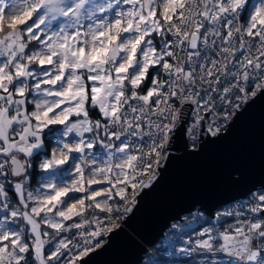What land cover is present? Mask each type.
I'll use <instances>...</instances> for the list:
<instances>
[{
  "label": "snow or ice",
  "instance_id": "6c2138e0",
  "mask_svg": "<svg viewBox=\"0 0 264 264\" xmlns=\"http://www.w3.org/2000/svg\"><path fill=\"white\" fill-rule=\"evenodd\" d=\"M204 52L212 55L201 61ZM157 66L166 79L152 75L142 94ZM249 88L264 93V0H0V264H77L117 227L114 214L131 211L138 190L153 185L177 138L187 135L195 150L232 119L227 108L210 121L201 113L212 115L217 97L239 108L233 98L246 100ZM57 125L46 148L42 133ZM36 161L49 175L34 193ZM116 197L123 205L108 202ZM252 198L246 213H217L234 223L204 228L179 252L264 264V192ZM72 229L82 243L63 235Z\"/></svg>",
  "mask_w": 264,
  "mask_h": 264
},
{
  "label": "water",
  "instance_id": "95a60500",
  "mask_svg": "<svg viewBox=\"0 0 264 264\" xmlns=\"http://www.w3.org/2000/svg\"><path fill=\"white\" fill-rule=\"evenodd\" d=\"M244 103L219 138L201 136L195 150L185 136L177 138L153 185L139 190L122 223L78 264H142L171 221L195 208L213 217L217 208L264 187V93ZM191 107L185 105L187 117Z\"/></svg>",
  "mask_w": 264,
  "mask_h": 264
},
{
  "label": "built area",
  "instance_id": "2783aa9c",
  "mask_svg": "<svg viewBox=\"0 0 264 264\" xmlns=\"http://www.w3.org/2000/svg\"><path fill=\"white\" fill-rule=\"evenodd\" d=\"M240 23H244L243 18L241 19ZM168 39H172V37L169 35ZM237 47H239L238 43H237ZM201 48H203V45H201ZM189 51H191V49H189ZM204 55H212V53H210V52L202 53V56L200 58L201 61L203 60ZM165 79H166V77H165ZM222 87H223V84L221 85V88ZM248 92H249V96L246 100L237 101L235 98H233V105H235L236 103H239L240 104L239 108L227 107V101H224L222 103L220 101L219 97H217V99L214 102V112L212 115H207L206 119L209 121L212 120L216 113H219L222 115L223 110L225 108H227V111L229 113H231V115L233 117V115L236 113V110L238 111L239 109H241L245 105L244 102L249 101L253 97V96H251V88L248 89ZM142 94H144V93H142ZM213 95H215V94H213ZM194 108H195V106L192 105V107L189 110V115H188L189 119H191L194 115V111H193ZM201 115H204V113L202 112ZM228 122L226 124H223L224 128L228 124ZM204 137L205 136H203V138ZM185 138L187 140L188 147L192 148V144L189 141L187 135H185ZM197 144H198V141H197ZM129 192H131V191H129ZM261 192H264V187L257 188L255 190L251 191L246 197L240 198L238 200H234L232 202L227 203L226 205H223V206L217 208L214 211L213 217L206 215L203 211L199 210L198 208H195L191 212L183 214L182 216H180V218H182L181 221L179 219H175V220L171 221L169 226L165 230L164 234L167 233V235L169 236V240H167V241L175 244L178 248H180V247L184 246L182 243L183 240H186L189 237H191L192 239H195L196 234L198 232L202 231L204 228L211 227L214 229V231H222L224 228H227L229 224L234 223L235 216H233V217L221 216L220 219L217 220V213H223L226 211H231L233 213H235L237 211L246 213L247 208L253 204V198H252L253 194H259ZM135 201H136V198H135ZM120 205H123V203ZM133 206L134 205H130L131 209ZM129 212L121 211V213L114 214V215H118L119 220L121 219V222H122V219H125L126 216L129 214ZM95 214L100 219H104L107 216V213H102V212H99L98 210L95 212ZM87 215H88V217H91L93 215V210H89ZM248 217H250V214H248ZM248 217H242V219L248 218ZM73 220L78 221L79 217H74ZM72 222L73 221H68L66 223L70 224ZM173 225H176V227L174 228ZM93 227H95V226L93 225ZM105 227H108V225L105 224ZM86 228H87V226H86ZM185 234H187V235H185ZM63 235L67 236L70 240H73L76 243H82V241H80L78 236H77V230L76 229H72L70 232L63 233ZM98 238L99 237H97V238H95V240H93L92 246L96 244V241H98ZM194 256H197V258L200 259L199 262L198 261L194 262V263L192 262V260L194 259ZM162 259L168 264L169 263L170 264H197V263L202 264V262L210 261L212 259H216L219 262V264H226L228 257H226L223 253H217L216 256L213 257L211 254L202 253V252L193 253L192 256H187L184 253H181L178 251L172 257L162 258Z\"/></svg>",
  "mask_w": 264,
  "mask_h": 264
},
{
  "label": "trees",
  "instance_id": "16d2710c",
  "mask_svg": "<svg viewBox=\"0 0 264 264\" xmlns=\"http://www.w3.org/2000/svg\"><path fill=\"white\" fill-rule=\"evenodd\" d=\"M254 1L258 0H250L251 4H254ZM153 40L154 43L159 46V42L161 40V37L153 35ZM33 47V46H32ZM157 72L160 73V76L162 78H165L164 73L160 71L159 66L155 69H150V75L147 78L148 81V87L151 86V76L155 75ZM29 99V97H28ZM33 108V105H28V110L31 111L30 109ZM100 118L98 116V109L95 110V113L93 114V119ZM60 130V126H50L49 129H45L44 132L42 133V138L45 141V147L48 148V145L53 142L54 137L58 134V131ZM50 152V148L48 149ZM42 158V156H41ZM30 175H29V185L30 187H33L41 182V177H42V172L41 169L39 168V162L36 161L34 163V166L32 169L29 170ZM6 191L8 192L9 196L13 200V202H16V194L14 190L11 188V186H6ZM130 191V188H129ZM110 204L113 206L119 204L122 202L119 197H116L114 200L108 201ZM102 240H105V235L102 236ZM50 247L46 245V248ZM179 251V248L171 243L166 241L164 238H161L150 250H148L145 255L142 264H168L166 263L162 258H169L172 257L174 254H176ZM149 258V260H147ZM170 264V263H169Z\"/></svg>",
  "mask_w": 264,
  "mask_h": 264
},
{
  "label": "rangeland",
  "instance_id": "374dc122",
  "mask_svg": "<svg viewBox=\"0 0 264 264\" xmlns=\"http://www.w3.org/2000/svg\"><path fill=\"white\" fill-rule=\"evenodd\" d=\"M253 1V0H252ZM258 1H254V4H256ZM251 3V2H250ZM128 7H130L129 5H121V8L123 9V10H126ZM111 18V17H110ZM33 46V47H32ZM40 47V45L39 44H37L35 41H33L32 42V44H30L29 45V49L30 50H36V49H38ZM32 67H36L35 65H33ZM147 88H148V81L146 80V82L143 84V85H141V89H142V93H146L147 92ZM32 99V96L31 95H29V100H31ZM33 108H34V105H33ZM32 108V109H33ZM32 109H30V110H32ZM59 126V125H58ZM62 128V126H60V129ZM96 155H97V158L99 159V160H103V159H105L106 158V153H105V151L103 150V148L101 147V146H99V145H97V147H96ZM46 175H49V174H42V177H41V182L39 183V184H37V185H35V186H33V187H30V185H28V190L29 191H32V192H34L35 193V191H36V189H38V188H40V185H41V183L43 182V180H44V177L46 176ZM10 179H11V177H10ZM60 179H61V177H57L56 178V180L55 181H53V182H55V183H59L60 182ZM95 187V186H94ZM42 191H43V189H42ZM130 191H131V189H130ZM76 196H79L80 194L79 193H77V194H75ZM100 199H103V197H101ZM8 200L10 201V202H12V203H16V202H13V200L9 197V195H8ZM122 203H124L123 201L122 202H120L119 204H122ZM0 219H2V216H0ZM117 222H116V224H117V226H119L122 222H121V219L119 220V219H117L116 220ZM119 222V223H118ZM9 227H16V225L15 224H11V223H9V225H8ZM116 228V227H115ZM43 230H46V231H48V232H52V229H47V228H44ZM108 234V232H105L104 234H102L99 238H98V241H99V247L105 242V240H106V235ZM105 235V240H102V236H104ZM163 238L167 241V240H169V236L167 235V233H165L164 234V236H163ZM93 247V250H95L96 248H98V247H96L95 245H93L92 246ZM92 250V251H93ZM91 252V251H90ZM85 256H83V257H81V258H79V260H78V262H77V264L80 262V260L82 259V258H84ZM144 259V258H143ZM147 260H149V258L147 259ZM199 258H197V256H194V259L192 260V262L194 263V262H199ZM152 264H156V263H152ZM198 264V263H197ZM199 264H201V263H199Z\"/></svg>",
  "mask_w": 264,
  "mask_h": 264
},
{
  "label": "bare ground",
  "instance_id": "6f19581e",
  "mask_svg": "<svg viewBox=\"0 0 264 264\" xmlns=\"http://www.w3.org/2000/svg\"><path fill=\"white\" fill-rule=\"evenodd\" d=\"M157 173H158V171H157ZM150 250V249H149Z\"/></svg>",
  "mask_w": 264,
  "mask_h": 264
}]
</instances>
